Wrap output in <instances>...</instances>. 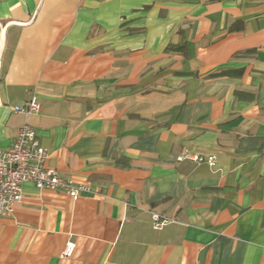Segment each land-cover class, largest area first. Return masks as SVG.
<instances>
[{
	"label": "crops",
	"instance_id": "0c3cea01",
	"mask_svg": "<svg viewBox=\"0 0 264 264\" xmlns=\"http://www.w3.org/2000/svg\"><path fill=\"white\" fill-rule=\"evenodd\" d=\"M25 123L90 191L25 184L0 264H264V0H0V150Z\"/></svg>",
	"mask_w": 264,
	"mask_h": 264
},
{
	"label": "built area",
	"instance_id": "2783aa9c",
	"mask_svg": "<svg viewBox=\"0 0 264 264\" xmlns=\"http://www.w3.org/2000/svg\"><path fill=\"white\" fill-rule=\"evenodd\" d=\"M18 113L26 116L41 112L42 105L36 96H32L22 105L14 107ZM49 152L40 142L37 132L28 123L22 125L10 148L0 150V215H12L16 205L24 197V185L33 183L38 189L62 191L77 200L84 192L90 191V185L78 183L72 177L63 176L57 169L47 165ZM178 161L191 160L196 163L215 165V156L183 153ZM155 229H162L174 222V219L151 213ZM76 244L68 241L64 255L71 256Z\"/></svg>",
	"mask_w": 264,
	"mask_h": 264
}]
</instances>
